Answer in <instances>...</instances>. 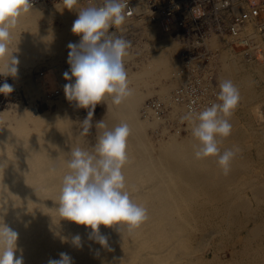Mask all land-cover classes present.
I'll return each mask as SVG.
<instances>
[{
  "label": "bare ground",
  "instance_id": "6f19581e",
  "mask_svg": "<svg viewBox=\"0 0 264 264\" xmlns=\"http://www.w3.org/2000/svg\"><path fill=\"white\" fill-rule=\"evenodd\" d=\"M47 1L31 5L19 18L11 45L20 61L18 73L0 76V85L6 81L14 89L0 94V164L4 165L0 222L3 217L18 233L16 255L23 256L24 264H47L50 258L59 259L61 252L69 254L73 264H264V150L258 147L254 159L238 152L224 175L217 158H195L198 141L191 125L181 120L192 107V98L218 94L221 81L231 80L241 90L248 82L246 63L256 61L264 67L263 54L253 51L256 54L248 59L240 54L242 43L233 54L214 41L216 54L210 62L216 84L207 85L200 97L178 96L184 46L174 25L142 12L135 24L125 21L119 27L124 37L128 30L134 34L139 29L137 45L132 35L128 40L133 50L124 59L125 67L134 65L126 68L134 93L119 106L106 98L97 107L94 143L104 130L96 126L98 122L109 128L128 123V161L122 171L126 190L147 209L148 219L132 230L101 225V234L108 238L104 247L89 239L90 228L62 219L56 210L68 153L77 146L87 149L74 120L77 105L71 108L65 97L64 85L69 81L63 74L70 70L67 45L80 41L71 31L77 10L88 4L70 11L63 8L62 0ZM153 95L167 110L164 118L148 106L143 112L144 102ZM204 98L192 109L199 112L210 106ZM251 111L256 120L262 119L259 105ZM229 119L232 133L219 144L221 152L239 148L246 133L236 118ZM165 120L174 124L177 120L178 131L169 132L174 124L170 127ZM151 129L160 134L159 139L153 140ZM182 129L188 130L186 135L180 134ZM52 166L55 173L49 171ZM75 235L81 237V247L71 244Z\"/></svg>",
  "mask_w": 264,
  "mask_h": 264
},
{
  "label": "clouds",
  "instance_id": "9594fccd",
  "mask_svg": "<svg viewBox=\"0 0 264 264\" xmlns=\"http://www.w3.org/2000/svg\"><path fill=\"white\" fill-rule=\"evenodd\" d=\"M63 8L74 10L80 0H62ZM128 0H93L86 7H79L78 18L73 22L72 33L80 37L79 43L70 42L67 47L70 70L63 76L65 97L76 102L77 107L88 110L83 120V132L92 127V116L97 104L110 98L114 106L131 97L124 59L129 55L131 41L110 28L118 29L127 16ZM31 9L30 0H0V76L15 77L20 63L11 45L13 31L19 18ZM217 100L197 112L194 109L181 117L191 125L196 159L217 158V163L228 175L231 163L239 148L221 152L219 144L232 133L230 117L238 107L239 88L228 79L219 84ZM13 86L6 81L0 85V94H9ZM104 129L92 150L79 146L71 148L65 161L68 171L63 175L58 207L60 217L77 225L90 228L89 239L101 246H108V238L101 234L100 226L120 225L128 230L139 227L148 219L147 209L135 203L126 190L123 166L128 161L127 142L131 129L126 122L109 128L104 121L96 125ZM0 164V167H3ZM49 171L55 173L52 166ZM18 233L3 221L0 222V264H24L23 256H17ZM71 244L81 247V237L75 235ZM47 264H73L72 257L61 252L59 259H49Z\"/></svg>",
  "mask_w": 264,
  "mask_h": 264
},
{
  "label": "built area",
  "instance_id": "2783aa9c",
  "mask_svg": "<svg viewBox=\"0 0 264 264\" xmlns=\"http://www.w3.org/2000/svg\"><path fill=\"white\" fill-rule=\"evenodd\" d=\"M44 1L30 0V4L36 6ZM92 2L80 0V4ZM127 7L130 11L127 22L135 24L142 12H146L152 20L163 19L174 25L176 36L184 46L180 55L182 69L177 77L180 81L176 91L178 96H183V93L199 96L207 85L212 87L216 84L210 62L216 54L214 41H219L233 54L237 53L233 48L242 43L240 54L248 59L256 53H262L264 57V0H128ZM109 31L124 35L119 28H110ZM201 101L203 97L192 98L191 109ZM147 106L157 116L165 117L166 109L162 102L149 101L144 114ZM164 122L169 124L167 120Z\"/></svg>",
  "mask_w": 264,
  "mask_h": 264
},
{
  "label": "rangeland",
  "instance_id": "374dc122",
  "mask_svg": "<svg viewBox=\"0 0 264 264\" xmlns=\"http://www.w3.org/2000/svg\"><path fill=\"white\" fill-rule=\"evenodd\" d=\"M139 29L138 28H136V31H135V33L134 34H136V35H134V34H132L131 32L127 35H125V38H127V39H131L132 37H133V39L132 40H135L136 41V43H134L135 45H137V40H139V38H140V34H139V31H138ZM133 35V36H132ZM138 35V36H137ZM132 36V37H131ZM173 36H175V35H173ZM136 38V39H135ZM134 45H132L131 44V48L130 49H132V47H133ZM129 49V51H131ZM133 50V49H132ZM133 52V51H132ZM136 53V52H135ZM46 64H44V66H45ZM131 67V66H134V65H132L131 63L129 64V63H126V68H129V66ZM246 67H245V71H244V74H246L247 75V77H248V82H249V84H248V82L245 84V86H243V87H241L240 89L241 90H239L241 93H240V96H241V99H240V102H239V104H238V107L236 108V110L234 111V113H233V117L234 118H236V124L238 125V126H242L243 127V130L245 129V131H246V133L245 134H243V136L240 138V140H239V142H240V144H239V148L241 149L239 152H240V154L241 155H244V156H247V157H250V154L252 155L251 157H252V159H254V157L255 156H257L256 154H257V149H258V147H260L259 149L260 150H264V124H262L261 125V121L263 120V118H264V67L260 64L259 65V63H257L256 61H253V62H248V63H246V65H245ZM262 68V69H261ZM257 70V71H256ZM41 72H44L43 70L41 71ZM249 74V75H248ZM250 78V79H249ZM219 85V84H218ZM159 87V86H158ZM160 88V87H159ZM219 89V91H220V88H218ZM55 94V93H54ZM62 93H60L59 95H61ZM201 94L202 93H200L199 94V96H201ZM204 94V93H203ZM255 94V95H254ZM49 95H53V94H49ZM58 95V93H56V96ZM211 95V96H210ZM195 96H198V95H195ZM249 96H250V98H249ZM255 96V97H254ZM156 98V96L155 95H153L152 96V98H148V99H146V101L144 102V104L146 105V104H148V102L149 101H151V99L152 100H154V101H156L155 100V98ZM205 97V98H204ZM206 97H208L207 98V100H206ZM213 97H215V98H213ZM154 98V99H153ZM203 98H204V101L205 102H209L210 103V105L212 104V103H214V102H210V100L212 101H216V102H219L218 100H217V93H207L206 95L204 94V96H203ZM211 98V99H210ZM213 98V99H212ZM252 98V99H251ZM254 98V99H253ZM150 99V100H149ZM247 100H249V102L247 101ZM242 101H245V102H242ZM247 101V102H246ZM67 103L70 105V107L71 108H75L76 107V102H74V101H72V102H70L69 103V101L67 100ZM103 103L104 102H101L100 104L101 105H103ZM100 104H97L96 105V107H95V110H97L98 108L97 107H99L100 106ZM250 104V105H249ZM248 105V106H247ZM256 105H259L260 106V111H261V117H262V119H261V117H260V121H259V123L257 122V120H256V117H254V116H256V115H254L253 113H252V111H251V109L253 108V106H256ZM94 110V112H93V116H92V121H91V123H92V127H94V123L95 122H97L98 121V119H99V117H97L98 115H97V113H96V111ZM144 110V109H143ZM249 111V112H248ZM77 112H78V115H77ZM144 112V111H143ZM166 112H167V110H166ZM83 114V115H82ZM87 114H88V110L87 109H84V108H79V110H78V107L76 108V114H75V116H74V120H75V122H76V125H77V129H78V131H79V134H80V136L82 137V139L84 140V143H85V146L87 147V149H89L90 151L92 150V147L95 145V134H94V130H93V128L91 129L90 128V130L88 131V133H84L83 132V126L81 125L82 124V122H83V120L87 117ZM82 115V116H81ZM253 115V116H252ZM75 117H78V119L77 118H75ZM252 118V119H251ZM95 120V121H94ZM178 120V119H177ZM177 120H176V122H177ZM252 120V121H251ZM175 122V124L174 123H170L169 122V126L170 127H172V125H173V127H172V129L170 128L169 129V132H176V131H178V125H181L180 123H176ZM178 122H179V120H178ZM80 123V124H79ZM185 122H183L182 124H184ZM251 123V124H250ZM263 123H264V121H263ZM259 124L261 125V126H259ZM176 125V126H175ZM185 126V125H184ZM250 126V127H249ZM176 127H177V129H176ZM241 127V128H242ZM252 127V128H251ZM254 127V128H253ZM92 130V131H91ZM150 130V129H149ZM152 130V129H151ZM253 130V131H252ZM257 131V132H255V131ZM187 131L188 130H186V129H182V130H180V134H182V136L183 135H186L187 134ZM262 131V132H261ZM150 132V136L153 138V140L155 141L157 138L159 139L160 137V134H158V133H156L155 131L153 132V130H152V132L151 131H149ZM84 133V134H83ZM257 133V134H256ZM157 135V136H156ZM254 136V137H253ZM260 137V138H259ZM255 138V139H254ZM259 138V139H258ZM86 140V141H85ZM94 140V141H93ZM89 142V143H88ZM87 144H88V146H87ZM247 146V147H246ZM245 148H246V150H245ZM258 149V151H260ZM256 150V151H255ZM256 152V154H255V152ZM250 152V153H249ZM247 153V154H246ZM250 157V158H251ZM227 242V241H226ZM230 242L228 241V244H229ZM231 244V243H230ZM227 246V245H226Z\"/></svg>",
  "mask_w": 264,
  "mask_h": 264
}]
</instances>
